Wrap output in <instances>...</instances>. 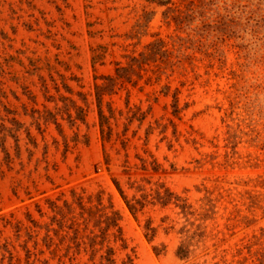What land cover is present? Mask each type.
<instances>
[{
	"label": "rangeland",
	"instance_id": "374dc122",
	"mask_svg": "<svg viewBox=\"0 0 264 264\" xmlns=\"http://www.w3.org/2000/svg\"><path fill=\"white\" fill-rule=\"evenodd\" d=\"M164 1L0 0V264H264V0ZM154 42L135 82L103 95L104 140L95 83ZM113 178L129 198L221 191L207 230L222 232L181 258L175 231L144 234L175 210L136 219Z\"/></svg>",
	"mask_w": 264,
	"mask_h": 264
},
{
	"label": "trees",
	"instance_id": "16d2710c",
	"mask_svg": "<svg viewBox=\"0 0 264 264\" xmlns=\"http://www.w3.org/2000/svg\"><path fill=\"white\" fill-rule=\"evenodd\" d=\"M160 2H166L160 0ZM148 52H141L139 56L131 55L130 61L127 65H120V62H117L116 73L115 75H104L102 83H95V94L98 106V115L101 127L102 138L105 140L111 134V128L105 130V126L108 124L109 118L113 116L114 109L110 106V114L107 115L103 109V95L105 93H111L115 90L119 80L135 82L134 76L140 74L139 68H142L144 63H147L150 59L156 56L160 52V47L157 42L152 43L148 46ZM46 86V85H44ZM46 88V87H45ZM71 106H75V101L71 100ZM175 109H177V104H174ZM50 117H45L46 121L54 120L59 126L60 123L57 121L56 112H50ZM69 119L74 122L76 119L85 120V116L82 115V112L77 111L76 116L73 117L69 113ZM106 163L109 165V159L106 157ZM113 182L116 185L118 191L123 197L128 209L132 215L138 219V213L144 212L146 205L151 202L152 204H159L161 208L171 207L175 210L176 217L170 216V213L162 215L160 222L154 224L155 219L153 216H148L144 222V234L149 241H153L160 227H163L166 234H169L172 231H175L179 235V243L176 248V254L181 258L189 257L201 243H205L209 235L212 237H217V235L222 232L214 226L216 232H210L207 230L209 222L215 221L217 219V213L219 212V203L227 198L223 192L215 193V190H210L205 188V193L195 199H192L188 194L179 193L173 191L171 188L166 187L164 184L156 188L154 192H144L141 196L134 195L132 198H129L124 188L120 184V181L117 178H113ZM163 189H162V188ZM138 190L144 189V186L138 185ZM200 189V188H199ZM188 190V189H187ZM202 190V189H200ZM235 198H231L230 202L234 201ZM70 207V204H67ZM227 207V206H226ZM238 210V209H236ZM238 214L229 216L226 227L228 229L232 228V223L230 220L236 219ZM120 218V214L117 213V217L106 215V226L101 231L102 236L105 237L106 231L111 227L117 225V221ZM244 217H242L243 219ZM239 219V218H237ZM88 220V219H86ZM178 225V227H177ZM120 231V227L118 228ZM93 232V230H91ZM87 233L83 236L81 240L76 242L77 246H80L82 243L94 247L97 239V234L93 235ZM78 231H76V236ZM104 240V239H103ZM102 240V242H103ZM50 246V243L47 244ZM166 244L162 243L161 245H153L155 253L160 254L166 249ZM113 247L109 246L107 249V254L105 255L109 262L113 261L111 255L113 253Z\"/></svg>",
	"mask_w": 264,
	"mask_h": 264
}]
</instances>
